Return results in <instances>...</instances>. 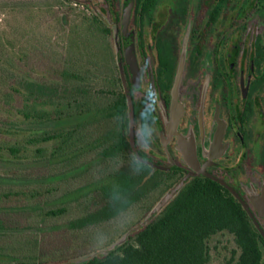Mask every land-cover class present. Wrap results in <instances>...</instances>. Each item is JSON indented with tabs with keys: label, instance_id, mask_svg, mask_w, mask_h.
Segmentation results:
<instances>
[{
	"label": "rangeland",
	"instance_id": "374dc122",
	"mask_svg": "<svg viewBox=\"0 0 264 264\" xmlns=\"http://www.w3.org/2000/svg\"><path fill=\"white\" fill-rule=\"evenodd\" d=\"M110 26L84 0H0V264H61L100 251L176 180L160 177L119 214L78 223L106 203L103 185L135 165L130 153H105L120 126L110 111L121 64ZM208 245L209 264L238 252L227 231Z\"/></svg>",
	"mask_w": 264,
	"mask_h": 264
},
{
	"label": "flooded vegetation",
	"instance_id": "af4514ba",
	"mask_svg": "<svg viewBox=\"0 0 264 264\" xmlns=\"http://www.w3.org/2000/svg\"><path fill=\"white\" fill-rule=\"evenodd\" d=\"M84 2L111 24L121 55L110 111L115 143L129 146L118 153L147 164L155 182L176 177L170 187L188 173L215 182L246 211L264 264V0Z\"/></svg>",
	"mask_w": 264,
	"mask_h": 264
},
{
	"label": "trees",
	"instance_id": "16d2710c",
	"mask_svg": "<svg viewBox=\"0 0 264 264\" xmlns=\"http://www.w3.org/2000/svg\"><path fill=\"white\" fill-rule=\"evenodd\" d=\"M123 105L121 107L120 101H116L117 111L125 109L126 103ZM55 136L49 135L46 139ZM127 146L125 139L117 141L105 153L114 155ZM134 166L121 169L109 185H103L106 203L78 223L117 215L144 197L154 176L144 162H135ZM223 231L233 235L238 249V252L233 251L228 264H261V248L255 230L240 203L212 180L194 178L160 215L130 235L124 244L107 255L76 264H209L208 241Z\"/></svg>",
	"mask_w": 264,
	"mask_h": 264
},
{
	"label": "water",
	"instance_id": "95a60500",
	"mask_svg": "<svg viewBox=\"0 0 264 264\" xmlns=\"http://www.w3.org/2000/svg\"><path fill=\"white\" fill-rule=\"evenodd\" d=\"M177 79H178V75H177ZM177 79H176V81H177ZM126 89H127V87H126ZM128 102H129L130 115H131V119H132L133 118V105H132V101H131L129 93H128ZM196 175H197L196 173H190V174L188 173L185 176H183L179 181H177L172 187H170L162 195L160 200L152 207V209L146 214V216L137 225H135L133 228L128 230L119 239H117L116 241L111 243L106 248H104L100 251L94 252L92 254H89L87 256L81 257V258H77V259H74V260H71L68 262H63L61 264L83 263V262L90 260L91 258H93L95 256H104V255L109 254L111 251L115 250L117 247L124 244L128 240V238L131 234H135L137 231L143 229L150 222H152L158 215H160V213L165 209V207L172 200H174V198L181 192L183 187L190 181V179ZM235 194L240 199V201H242V203H243L245 209L248 211V213L254 218V215H253L251 209L249 208V206L247 205V203L245 201H243V199L237 193H235Z\"/></svg>",
	"mask_w": 264,
	"mask_h": 264
}]
</instances>
